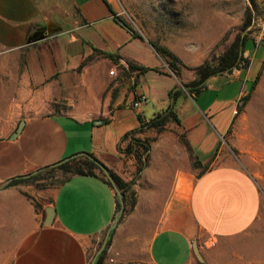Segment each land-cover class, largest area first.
<instances>
[{"label": "crops", "instance_id": "crops-1", "mask_svg": "<svg viewBox=\"0 0 264 264\" xmlns=\"http://www.w3.org/2000/svg\"><path fill=\"white\" fill-rule=\"evenodd\" d=\"M119 20L126 23L114 0H0V239L13 234L11 264H91L96 243L104 246L117 214L116 195L100 178L75 176L29 195L37 209L22 189L7 187L82 153L136 192L132 213L112 233L105 264H143V256L149 264H199L194 243L207 264H217L221 244L260 217L264 203L254 177L223 156L221 147L245 93L228 86L226 97L197 107L194 99L211 86L194 93L182 87L185 82L167 70L149 41ZM42 28L44 38L28 44ZM128 62L146 71L117 75L115 69ZM243 71L222 75L240 78ZM162 79V86L156 83ZM146 106L152 116L171 107L180 123L138 135L151 140L149 161L132 179L135 162L118 144L139 127L138 115L152 117ZM49 207L53 217L46 226ZM155 207L160 211L150 219L146 212ZM150 222L155 228L150 234L146 227L144 241Z\"/></svg>", "mask_w": 264, "mask_h": 264}, {"label": "rangeland", "instance_id": "rangeland-1", "mask_svg": "<svg viewBox=\"0 0 264 264\" xmlns=\"http://www.w3.org/2000/svg\"><path fill=\"white\" fill-rule=\"evenodd\" d=\"M114 2L120 16L128 25L137 29L148 41L166 48L176 56L178 78L185 82L183 84L194 79V68L218 56L236 35L247 36L245 51L249 54V68L243 71L240 78L227 75L209 78L205 85L211 87L203 90L193 103L197 107H202L204 100L213 101L217 97L222 99L226 97L224 90L228 86L230 87L226 90L230 91L235 87L237 91L245 93L243 97L249 95L246 103L241 104V111L224 136L221 143L222 155L228 156L254 177L264 203V0H254L255 6H252L250 0H114ZM248 8L251 9L252 18L249 26L242 31ZM115 70H118L119 75L120 68ZM167 70L171 72L168 68ZM257 75L253 89L250 90ZM162 80L156 83L162 86L166 82L165 79ZM172 99L176 101V105H181V100L178 101L177 96ZM144 111L146 117H151L154 113L149 106H146ZM53 176L54 173H47L40 175L39 178H43L41 180L21 182L10 188L22 189L24 191L22 193L31 199L37 209L36 201L30 196L37 192L52 190L50 184L54 181ZM137 177L135 174L132 179ZM134 194L136 198V192ZM159 211L160 208L155 207L146 214L150 219H154ZM131 213L122 215L117 226L123 224ZM133 225L138 229V224ZM147 226L150 228V234L155 228L154 223L145 224L144 241L148 234ZM4 235L5 237L0 239V264H11L15 241L12 232H4ZM102 244L103 240L96 243L90 253V263L93 262L92 259ZM106 244L107 241L103 249ZM221 246L222 253L218 256L217 264H264V205L259 219L250 230L223 242ZM108 247L109 245L106 248L104 263L108 262L110 256ZM143 262L149 264L146 256H143Z\"/></svg>", "mask_w": 264, "mask_h": 264}, {"label": "trees", "instance_id": "trees-1", "mask_svg": "<svg viewBox=\"0 0 264 264\" xmlns=\"http://www.w3.org/2000/svg\"><path fill=\"white\" fill-rule=\"evenodd\" d=\"M250 1L252 6H255L254 0H250ZM251 18H252L251 9L248 8L241 29L242 31H244L249 26ZM119 21L121 24L127 25L129 27V25L124 21L122 20ZM247 40L248 38L246 35L243 36H241V34L236 35L234 39L224 47V49L218 56L214 57L212 60H206L203 64L194 68L193 70L195 76L194 79L189 83L182 84V87L188 89V91H190L191 93L198 92L201 89H204L206 81L213 76L222 75L224 73H230L233 69H243V70L248 69L250 65V60L244 57L245 42ZM149 44L152 46L154 51L160 56V58L166 64V67L176 77H178L179 73L176 67L178 59L176 58V56L173 55L171 52H169L166 48L161 47L153 42L149 41ZM93 51L95 55L101 56L103 58H108L113 61H116L117 59L116 55L100 52L99 50L96 49ZM90 60L91 57L83 60L82 63L80 64L79 69H81ZM135 71L138 73H143L146 71V69L128 62L127 69L120 67L119 76L128 78L129 74ZM257 78L258 75L253 81L250 90L253 89V85L255 84ZM169 96L174 98L176 96V92L173 93L170 92ZM248 97L249 95L243 97L240 101L245 104L246 101L248 100ZM241 109L242 106L241 105L238 106L236 115H238ZM137 119L139 122V127L126 132L121 137L120 143L118 144V151L126 157L133 158L136 166L135 172L136 175L138 176L146 168L148 164L150 141H151L149 138L140 139L138 135L143 134L148 130H154L156 133H161L164 131L165 126L169 122H174L176 124H179L180 121L176 116V114L172 111L171 107L167 108L163 112L154 114L148 120H145L141 115H138ZM106 122L107 121L105 120V123ZM122 143H125L123 147H121ZM185 146L187 150L190 151V148L187 145V143L185 144ZM108 172L123 195V202H124L123 215L125 216L133 211L136 204V198L133 190L131 189V183L123 181L117 174H115L113 171L109 169ZM47 173L48 174L54 173L53 176L54 181L51 182L50 184V186H52L53 188H57L58 186L62 185L63 183L67 182L68 180H70L72 177L75 176L97 177L100 178L104 183H106L108 186L112 188L110 182L108 181L104 173L101 171V169L94 162H92L89 158L85 156L76 157L56 167H50V166L44 167L33 175L12 180L7 185V187L14 186L25 181L27 182V181L41 180L43 178L40 179L39 178L40 175L42 176ZM119 209H120V204L116 198V213L118 212ZM113 231H111V233L108 236V239L106 240L107 244L105 248L97 256L95 264H105L103 262L105 258V252L107 245H109L110 243V238L112 236Z\"/></svg>", "mask_w": 264, "mask_h": 264}, {"label": "water", "instance_id": "water-1", "mask_svg": "<svg viewBox=\"0 0 264 264\" xmlns=\"http://www.w3.org/2000/svg\"><path fill=\"white\" fill-rule=\"evenodd\" d=\"M122 25L126 29L130 30L127 25H124V24H122ZM44 32H45L44 28H42L39 31L35 32V34H33V36H31L29 38L27 43L31 44V43H34L36 41H39V40L43 39L44 38ZM240 104H242V102H240ZM21 126H22V123L17 128L16 133H18L20 131ZM79 156H85V157L89 158L92 162H94L101 169V171L104 173V175L106 176V178L110 182V184H111V186H112V188H113V190L115 192L116 198H117V200H118V202L120 204V209L117 212V216L115 217L112 225L110 226V228L107 231L106 238H105V241H106L108 239V236L111 233V231L115 230V228H116V226L118 224L119 218L123 215V208H124L123 195H122L121 191L118 189V187L116 186V184H115L114 180L112 179V177L110 176V174L108 172V169L103 164H101L97 159H95L93 156H91L89 154H86V153H82V154H78V155L72 156L70 158H66L64 160H61V161L51 165L50 167L59 166V165L65 163V162L70 161L71 159H74V158L79 157ZM30 175H32V174H29V175L23 176V177H28ZM52 217H53V209L51 207H49V208L46 209V215H45L43 224L46 225V226L49 225L51 223V221H52ZM192 249H193V253H194V256H195L196 260L200 264H207L204 261L200 251L198 250V247H197L196 243L193 244ZM102 250H103V247H101V249L97 252V254L95 255V258H94V260H93V262L91 264H94L97 256L101 253Z\"/></svg>", "mask_w": 264, "mask_h": 264}, {"label": "built area", "instance_id": "built-area-1", "mask_svg": "<svg viewBox=\"0 0 264 264\" xmlns=\"http://www.w3.org/2000/svg\"><path fill=\"white\" fill-rule=\"evenodd\" d=\"M121 67L124 68V69H127V66H121ZM109 74L113 76V75H115V72L112 70V71L109 72ZM142 100H143V97H139L136 101L132 102L130 104V106L132 108H137Z\"/></svg>", "mask_w": 264, "mask_h": 264}]
</instances>
